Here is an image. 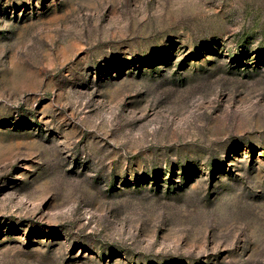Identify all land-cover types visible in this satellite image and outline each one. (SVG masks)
<instances>
[{
  "label": "rangeland",
  "instance_id": "obj_1",
  "mask_svg": "<svg viewBox=\"0 0 264 264\" xmlns=\"http://www.w3.org/2000/svg\"><path fill=\"white\" fill-rule=\"evenodd\" d=\"M0 264H264V0H0Z\"/></svg>",
  "mask_w": 264,
  "mask_h": 264
}]
</instances>
